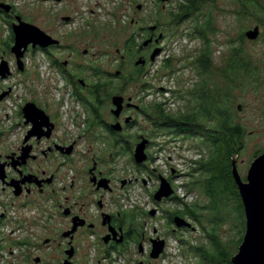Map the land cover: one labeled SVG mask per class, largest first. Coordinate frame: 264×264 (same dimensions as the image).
<instances>
[{
    "label": "rangeland",
    "instance_id": "rangeland-1",
    "mask_svg": "<svg viewBox=\"0 0 264 264\" xmlns=\"http://www.w3.org/2000/svg\"><path fill=\"white\" fill-rule=\"evenodd\" d=\"M179 1L172 0L166 5V10L161 8L160 12H157L158 9L152 0H138L143 4V10L140 12L137 6H131L128 0H64L61 4L55 0H15L26 22L40 27L46 33L62 41L63 52L59 51L57 58L61 62L71 60L69 70L80 73L84 80L89 79L94 73L90 70L92 68L111 75L107 78L114 79L113 75L117 72L130 76L134 72L138 57L128 58L122 64L121 57L126 55V42L135 36L138 44L141 45L143 42L141 28L160 24L157 35H164L160 44L163 51L154 63L147 66L146 80L151 87L143 92L140 91L138 85L134 84L125 90H122L123 86L119 84L115 88L117 94L127 91L128 96L135 98V103L141 105L154 118L157 117V105H163L168 115L178 116L181 112H185L187 102L178 98L173 92L193 88L199 81L198 72L189 64L202 46L201 40L189 36L193 30V23L188 21L176 26L170 22L169 11L175 8ZM215 7L217 33L212 40L214 60L217 66L224 64L233 47L241 45L242 35L257 26L260 27V36L257 40L250 41L245 37V48L254 65L259 69V74L262 72L261 78L259 81L257 78L251 79L236 92V109H239L238 121L246 126L247 137L246 147L242 155L235 158V161L242 178L246 181L253 162L264 154V21L261 22L257 18L239 17L237 12L240 8L235 0H216ZM63 17H72L73 21L67 24L62 21ZM159 18L160 22L157 23ZM5 36L3 32L1 39H5ZM71 48L75 52L73 59H70ZM85 50L89 51L88 56L83 55ZM36 51L30 52L29 50L28 55L26 54L25 62L28 68L26 73L16 72L14 77L3 84V87H12L14 90L13 96L0 107V131L5 133V142L8 146L17 144L24 137L27 128L18 113L23 104L32 101V94L39 95L41 99H50L52 105L59 104V99L62 98L63 104H60L59 108L64 122L69 123L72 128L74 127L70 120L73 117L71 111L80 112L82 118L85 116L82 106L67 99L66 92H56L55 84L57 83V86L61 84L58 79L60 72L42 51L38 49ZM169 59H173V66L170 69H164V62ZM13 67L17 71L15 60ZM91 82L95 81L91 80ZM162 90L164 91L161 92ZM103 98L107 101L105 97ZM110 109H113V106L108 100L101 112L100 121L105 119V115H110ZM136 120L138 127L132 130V134H141L148 130L147 127L151 128L147 118L142 115H137ZM159 134L160 136L155 139L156 145L152 149V154L156 158L152 168L159 169L162 173L170 171L171 167L178 170V176L174 180L176 194L173 198L175 199L171 198L161 206L165 217L167 218L169 213L183 212L186 205L193 207L200 204L202 207L209 204L208 198L199 191H189V184L192 183L193 178L198 179V175L192 176V168H194L192 163L208 158L209 150L203 146L198 147V141L195 139H183L182 137H178L175 145H172L173 140L169 139V135L167 137L163 135L167 134L166 132L161 130ZM89 145L94 149L104 148L102 141L89 140L84 143L83 147L87 149ZM170 148L173 149L169 150ZM113 152L105 150L101 153H105L109 161V155ZM113 166L117 169L118 176L124 173L127 178L139 179L138 182L134 181L130 191L129 207L138 206L144 211L150 210L153 205L149 203V197L156 185L143 188L141 180L144 178L143 172L136 167L135 160H131L126 155L117 158ZM22 211L27 217L25 214L27 210ZM210 211L208 209L199 211L200 220L204 226H209L207 220L210 219ZM186 218L190 219L195 230L174 233L172 230L177 228L174 225L171 227L167 220L149 218L147 232L151 234L153 227L159 228L160 239L167 242L165 254L159 260L151 258L147 260L137 250L132 249L130 255H125L124 261L120 264H140V262L147 261L151 264H206L209 260L207 250L210 249V243L203 226L192 218ZM236 218L235 212L230 213L229 220L219 229L220 237L227 244L224 249L225 253L228 258L232 257L231 261L239 252L241 244L237 243L238 239L245 236L246 232L242 230L243 234H239L241 230L237 229ZM15 226L16 224L11 223L10 220L4 224L6 236L11 235ZM25 226L27 227L26 224ZM11 238L22 242L32 236L23 231L19 232L17 229L16 234ZM29 253L32 256V248L29 249V246L17 248L8 239L0 255V264H32L31 260H27Z\"/></svg>",
    "mask_w": 264,
    "mask_h": 264
},
{
    "label": "flooded vegetation",
    "instance_id": "flooded-vegetation-1",
    "mask_svg": "<svg viewBox=\"0 0 264 264\" xmlns=\"http://www.w3.org/2000/svg\"><path fill=\"white\" fill-rule=\"evenodd\" d=\"M55 1L58 4L64 2ZM128 1L131 6H137L138 11L143 10V4L138 0ZM171 1L152 0L158 9L157 12L161 8L166 10V5ZM20 17L25 21L15 0H0V66L8 62L12 71L7 79H0V96L9 92L5 99L0 101V107L14 93L12 87H3L4 82L14 77L16 72L23 74L28 69L26 55L24 71L19 70L18 64L17 71L13 67L14 60L17 63V57L12 52L15 44L13 28L18 24ZM64 18H70L67 24L73 21L72 17H63L62 21ZM152 27L157 29L152 30ZM158 30L157 25L141 28L143 42L137 54V61L144 58L147 61L145 66L152 63L151 55L157 48L161 50L160 55L162 54L163 48L160 44L164 35L160 34L163 37L159 39ZM3 32L6 34L5 39H1ZM48 35L58 40L60 44L47 49L40 47L33 49L30 46L26 54L28 55L29 50L47 51L43 53L60 72L58 79L61 84L57 86L56 83L54 89L58 93L66 92L67 99L82 106L85 116L82 118L80 112L71 111L73 117L70 120L74 129L69 123L64 122L59 108L60 104H63L62 98L59 99V104L52 105L50 99H41L39 95L32 94V101L23 104L18 113L27 128L23 139L15 145L8 146L5 142V133L0 131V163L5 165L7 174L5 181H0V252H3L6 240L10 239L17 248L21 246L32 248V256L29 253L27 259L31 260L32 264H120L124 261L125 255H130L132 249L137 250L148 260L151 258L152 241L161 238L157 227H153L151 234H148L149 218L152 220L162 218L164 221L167 220L170 226L174 225L173 219L176 216L190 220L175 213H169L166 218L161 206L169 199L162 202H156L154 199L160 189L162 178H165L175 190L174 180L178 176V170L172 167L166 173L152 168L156 162L152 149L156 145L155 139L160 136L156 118L141 105H137L136 99L129 97L127 91L119 94L115 92L117 84L123 86L122 90L130 88L132 84L125 85L118 78H107L111 76L104 73H92L91 79L84 80L80 73L70 71L68 66L71 60L61 62L56 56L59 51L63 52L62 41ZM146 41H150L148 46H144ZM70 51V59H73L75 52L73 48ZM88 54V50L83 52L84 56ZM127 59L126 55L122 56V64ZM121 74L116 73L118 77H121ZM95 85H100L101 88L97 89ZM115 96L125 98L120 117L113 114L112 100ZM108 100L113 109H110V115H105V119L100 121L101 112ZM28 103L36 105L45 113V115L32 113V124L29 125L26 124L23 115V109ZM137 115L147 118L151 128L147 127L148 130L141 134H132V130L138 127ZM128 119H131L130 122H127ZM118 123L121 125L120 131L114 129ZM31 129L32 138L26 142ZM177 138L169 135V139L173 140L172 145H175ZM145 139L149 141L146 149L148 161L142 165L136 163V167L143 172L144 178H141L143 188L156 185L149 197V203L153 206L146 211L138 206L132 208L128 205L131 201L130 191L133 183L139 179L132 180L124 176V173L118 176L117 169L113 166L117 158L126 155L133 160L136 146ZM89 140L102 141L104 148L94 149L89 145L85 149L83 145ZM171 149L173 148L169 150ZM105 150L114 151L109 155V161L105 153H101ZM25 155L28 156L26 161L20 159ZM15 182L21 183V189L16 190L10 185ZM16 191L21 192L20 195H17ZM22 210H27L25 213L27 217ZM152 211H156L155 215L151 214ZM9 220L16 224V228L12 229L10 236H6L4 224ZM17 229L19 232L28 233L32 238L22 242L11 238ZM184 230L192 229L174 228L172 231L176 233ZM141 244L143 252H140ZM147 262L151 264L150 261Z\"/></svg>",
    "mask_w": 264,
    "mask_h": 264
},
{
    "label": "trees",
    "instance_id": "trees-1",
    "mask_svg": "<svg viewBox=\"0 0 264 264\" xmlns=\"http://www.w3.org/2000/svg\"><path fill=\"white\" fill-rule=\"evenodd\" d=\"M240 10L241 18H257L264 21V0H235ZM216 0H180L177 6L169 11L170 22L176 26L188 21L193 23L191 38L201 40L202 46L189 64L198 72L199 81L193 88L173 92L178 98L187 102L186 111L178 116L168 115L163 105H157L156 123L160 131L167 135L195 139L198 147L209 150L206 159L193 162L189 191H199L205 195L209 204L186 205L183 212L175 214L192 218L203 226L210 249L207 250L209 260L206 264H233L225 253V241L219 235V229L229 220L230 213H236V226L243 234L246 230V217L238 186L233 177V162L240 157L246 147L247 128L238 121L236 109L238 89L251 79L260 80L259 69L248 55L245 35L241 36V45L233 47L225 62L217 66L214 60L213 36L217 29L215 24ZM160 12V11H159ZM160 17V15L158 16ZM160 22V18L157 23ZM160 28V24L157 25ZM264 26V25H263ZM137 38L133 36L125 44V54L128 58H137L140 52ZM42 52L46 53V50ZM189 59H191L189 57ZM149 61V60H148ZM173 59L164 62V69L172 68ZM150 62V61H149ZM94 73H103L97 68L90 69ZM147 66H136L130 77L122 75L120 79L125 85H138L143 92L150 88L146 80ZM111 76V75H110ZM100 89V85H95ZM159 131V132H160ZM258 155V154H257ZM210 211V219L204 226L200 220L199 211ZM243 230V231H242ZM241 236L237 243L243 242Z\"/></svg>",
    "mask_w": 264,
    "mask_h": 264
},
{
    "label": "water",
    "instance_id": "water-1",
    "mask_svg": "<svg viewBox=\"0 0 264 264\" xmlns=\"http://www.w3.org/2000/svg\"><path fill=\"white\" fill-rule=\"evenodd\" d=\"M165 2L167 0H164ZM64 22H69L70 18H64ZM157 27H152V30H156ZM15 35V44L12 52L17 57V64L20 71H24V57L30 46L33 49L38 47L47 49L53 45H59L58 40L53 39L45 31L40 29L38 26L31 23L25 22L21 17L18 19V24L13 28ZM260 36V27H256L253 30L246 32L245 37L250 41H255ZM163 35H160L161 39ZM158 39V40H159ZM157 40V41H158ZM151 41V40H150ZM150 41H146L144 46H148ZM161 53L160 49H156L151 55V62L154 63ZM147 61L144 58H140L135 65L145 66ZM12 74L10 65L8 62H4L0 66V79H7ZM121 72H117L120 75ZM9 92L4 93L0 96V101H3ZM114 110L113 114L116 117H120L124 109L125 98L122 96H115L112 100ZM132 105H129V107ZM138 108V107H136ZM45 113L38 109L36 105L32 103L26 104L23 109L24 119L26 124H32V113ZM128 119L127 122H130ZM116 131L121 130V125L118 123L114 126ZM32 138V129L29 131L26 142ZM149 141L143 140L136 146L134 152V160L138 165H142L148 161V155L146 153L147 145ZM27 155L21 157L26 161ZM233 177L238 186L241 199L243 201L245 217H246V232L239 247V252L232 259L233 264H264V154L259 156L252 164L247 180L244 181L242 178L237 163L233 162ZM6 167L0 163V181L6 179ZM20 182H15L10 185L17 189L20 188ZM21 192L16 191L17 195ZM176 194V191L171 184L165 179H161V186L158 192L155 194L154 199L156 202H162L164 199H171ZM156 211H152L151 214L155 215ZM173 223L177 229L188 228L195 230L193 224L182 218L176 216L173 219ZM167 242L163 239L157 238L152 241L151 259L159 260L166 252ZM140 252H143V246L140 245Z\"/></svg>",
    "mask_w": 264,
    "mask_h": 264
},
{
    "label": "built area",
    "instance_id": "built-area-1",
    "mask_svg": "<svg viewBox=\"0 0 264 264\" xmlns=\"http://www.w3.org/2000/svg\"><path fill=\"white\" fill-rule=\"evenodd\" d=\"M3 251H4V250H3ZM1 253H2V252H0V255H1ZM0 259H1V257H0Z\"/></svg>",
    "mask_w": 264,
    "mask_h": 264
}]
</instances>
